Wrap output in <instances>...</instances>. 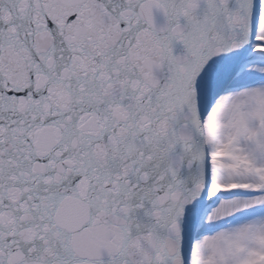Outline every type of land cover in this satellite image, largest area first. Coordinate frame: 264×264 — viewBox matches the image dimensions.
<instances>
[{"label":"snow or ice","instance_id":"obj_1","mask_svg":"<svg viewBox=\"0 0 264 264\" xmlns=\"http://www.w3.org/2000/svg\"><path fill=\"white\" fill-rule=\"evenodd\" d=\"M0 264H264V0H0Z\"/></svg>","mask_w":264,"mask_h":264}]
</instances>
